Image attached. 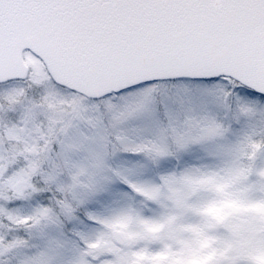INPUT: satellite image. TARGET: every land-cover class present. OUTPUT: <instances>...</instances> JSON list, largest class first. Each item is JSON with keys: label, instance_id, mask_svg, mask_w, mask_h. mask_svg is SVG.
<instances>
[{"label": "snow or ice", "instance_id": "1", "mask_svg": "<svg viewBox=\"0 0 264 264\" xmlns=\"http://www.w3.org/2000/svg\"><path fill=\"white\" fill-rule=\"evenodd\" d=\"M0 264H264V0H0Z\"/></svg>", "mask_w": 264, "mask_h": 264}]
</instances>
